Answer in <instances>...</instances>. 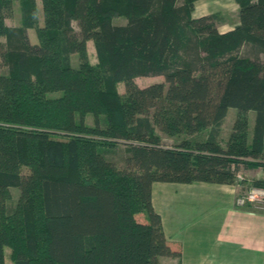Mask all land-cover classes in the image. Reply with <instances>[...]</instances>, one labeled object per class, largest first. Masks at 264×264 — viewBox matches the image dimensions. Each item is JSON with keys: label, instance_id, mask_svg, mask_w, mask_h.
<instances>
[{"label": "trees", "instance_id": "obj_1", "mask_svg": "<svg viewBox=\"0 0 264 264\" xmlns=\"http://www.w3.org/2000/svg\"><path fill=\"white\" fill-rule=\"evenodd\" d=\"M39 1L41 27L36 0H0V264L5 249L12 264L179 258L152 207L153 183L234 185L241 166L264 169V0H234L238 20L223 33L218 13L193 17L198 0ZM14 2L20 24L8 27ZM156 76L163 82H135ZM156 130L207 134L168 146ZM117 144L125 171L106 157Z\"/></svg>", "mask_w": 264, "mask_h": 264}, {"label": "crops", "instance_id": "obj_2", "mask_svg": "<svg viewBox=\"0 0 264 264\" xmlns=\"http://www.w3.org/2000/svg\"><path fill=\"white\" fill-rule=\"evenodd\" d=\"M237 188L153 183L152 207L166 240L180 249L179 258L160 257V263L264 264V211L237 206Z\"/></svg>", "mask_w": 264, "mask_h": 264}, {"label": "rangeland", "instance_id": "obj_3", "mask_svg": "<svg viewBox=\"0 0 264 264\" xmlns=\"http://www.w3.org/2000/svg\"><path fill=\"white\" fill-rule=\"evenodd\" d=\"M179 2H182V0H178ZM37 5V24L39 27L43 25V17L41 12V5L40 1L36 0ZM213 13H218L221 19V23L218 25V31L223 32L227 29L232 28L234 24L237 23V5L234 0H198L194 3V12L193 17L198 18L205 15H210ZM5 24L8 27H18L20 24V11H19V4L18 2H14L12 6V11L10 14H8L5 18ZM114 24H124V19L122 18H114L113 19ZM72 27L75 31H78L76 23H72ZM28 40L30 44L36 43V35L34 29H28L26 31ZM0 41L3 42V38H0ZM87 53L90 63L95 64L96 63V57H95V50L93 47V44L91 41L87 42ZM1 62V60H0ZM71 63L73 67L77 66V57L75 55L71 58ZM3 71H5V68H3ZM136 84L139 87H144L150 84L154 83H161L163 82V77L156 76V77H139L135 79ZM118 91L122 94L124 91V85L123 83L118 84ZM49 97H57L59 96V93H51L48 94ZM236 115V110L233 108L228 109L227 114L225 118L223 119V122L220 126V133L218 141L220 142L221 146L224 145L226 142L228 135L231 132L232 123L234 121ZM248 118V135L251 136V130H252V123L254 114L253 112H249L247 114ZM85 122L87 125L91 126L93 124V119L90 115H87L85 117ZM156 134L160 136L162 139V142L165 145H174L179 143L183 140H195V139H202L207 134V131H204L200 135L197 136H189V135H177V136H165L164 134L160 133L158 130H156ZM127 156V152L125 149L124 144H117L115 147L111 148V152L106 156L107 159L115 165V167L119 170H126V165L124 163V158ZM22 173H26V169H23ZM239 178H237V198L242 197L244 194H246L250 189H264L259 187H253L252 181L253 180H264V169L257 168V169H246L241 166L239 168ZM252 177V178H251ZM255 179H254V178ZM11 200L9 202V206H14L18 196L19 191L18 189H11ZM246 206V205H245ZM247 207L264 211V203H249L247 204ZM136 219L138 221H146V214L141 213L136 216ZM8 249H5V257H6V263L12 264L11 261L8 258Z\"/></svg>", "mask_w": 264, "mask_h": 264}, {"label": "built area", "instance_id": "obj_4", "mask_svg": "<svg viewBox=\"0 0 264 264\" xmlns=\"http://www.w3.org/2000/svg\"><path fill=\"white\" fill-rule=\"evenodd\" d=\"M264 203V189H250L242 197L237 198L235 204L237 206H245L249 203Z\"/></svg>", "mask_w": 264, "mask_h": 264}]
</instances>
